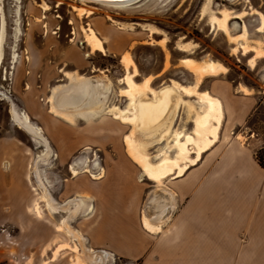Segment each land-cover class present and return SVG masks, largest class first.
Here are the masks:
<instances>
[{
	"label": "rangeland",
	"instance_id": "rangeland-1",
	"mask_svg": "<svg viewBox=\"0 0 264 264\" xmlns=\"http://www.w3.org/2000/svg\"><path fill=\"white\" fill-rule=\"evenodd\" d=\"M43 3L48 5V10L41 8ZM204 5L206 9L202 13ZM247 5L264 15V0H139L129 7L81 0L1 1L5 38L0 91L6 97L0 95V264L32 262L37 252L41 253L39 262L48 263V248L73 241L69 234L57 233V225L68 214L50 212L46 202L40 199L43 193L32 172L36 156L45 146L14 124L12 110L25 113L47 141L51 155L46 163L38 162L36 167L52 200L64 204L80 198L91 204L90 209L83 207L68 218L73 229L79 230L81 215L98 214L99 202L84 190L91 187V180L106 176L104 171L118 164L116 156L125 149L123 136L131 127L108 113L96 118H77L74 123L49 113L47 100L52 89L68 83L64 72L75 71L92 78L106 75L109 92L98 95V100L105 96L106 105L125 107L127 100L118 91L123 87L121 79L125 73L119 60L121 53L131 55L139 72L137 80L156 77L154 88L168 79L191 80V74L180 62L183 58L217 61L227 69L223 80L262 91L258 93L261 103L248 124L261 136L264 148L261 124L264 60L255 63V68L249 66L251 54H232L233 45L225 33L213 32L209 24L212 12L218 15V11L227 9L237 15L247 10ZM74 7L89 9L91 15L79 16ZM256 16H233L229 22L231 34L239 33L244 25L250 43L263 40L257 32L259 17L257 21ZM93 24L99 27V32ZM87 26L103 40L105 53H90L82 35V28ZM150 28L156 31L151 33ZM181 45L191 47L183 51ZM13 53L15 61L11 58ZM187 109L191 114L192 106ZM161 148L162 142L148 146L146 152L152 161L159 158ZM71 165L78 171H71ZM35 205L40 208V217L34 213ZM112 261L104 264H131L123 259Z\"/></svg>",
	"mask_w": 264,
	"mask_h": 264
},
{
	"label": "crops",
	"instance_id": "crops-1",
	"mask_svg": "<svg viewBox=\"0 0 264 264\" xmlns=\"http://www.w3.org/2000/svg\"><path fill=\"white\" fill-rule=\"evenodd\" d=\"M93 25L99 32V27ZM258 25L259 21L257 28ZM257 32L263 40L250 43L247 38L249 46L264 42V33ZM262 60L264 57L256 65ZM188 73L189 81L168 79L159 87L169 85L171 80L193 87L196 78L191 71ZM225 73L203 77L196 88L216 97L223 112L216 142L202 152L196 165H190L181 176L175 175V170L159 185L146 176L140 179V166L125 149L119 152L118 164L106 169L103 178L91 180V187L84 190L99 202V208L94 217L80 216L79 230L72 228L79 233L80 241L69 236L73 241L64 242L69 247L60 249L55 257L53 252L59 243L48 248L50 261L44 264H74L76 258L89 264L117 259L131 264H264V170L255 158L263 139L248 124L261 103L258 93L262 91L223 80ZM137 76L136 82L145 78L137 80ZM155 79L150 84L152 88ZM178 95L183 103L173 117L172 131L175 128L190 133L193 113L187 106L197 109V97L183 92ZM261 124L264 128V110ZM165 140L160 151L168 141ZM190 154V158L195 157ZM142 215L159 230L145 228ZM74 245L77 251L70 248ZM40 254L37 252L35 260L22 264H41Z\"/></svg>",
	"mask_w": 264,
	"mask_h": 264
},
{
	"label": "bare ground",
	"instance_id": "bare-ground-1",
	"mask_svg": "<svg viewBox=\"0 0 264 264\" xmlns=\"http://www.w3.org/2000/svg\"><path fill=\"white\" fill-rule=\"evenodd\" d=\"M1 1L2 0H0V65L3 60L2 45L5 38V21L1 10ZM81 1L109 7H129L139 0ZM40 6L44 9V11L48 10L47 4L43 3ZM74 9L77 11L79 16L89 17L91 15V10L84 7H74ZM205 9L206 6L204 5L202 7V13H204ZM246 9L247 10H244L237 15H233V12L227 9L218 11V15L212 12V14L209 15V24L213 32L221 31L225 33L229 43L233 45L231 48L232 54L241 52L245 55L252 52L253 55L249 58L248 64L249 66L254 67L256 61L261 57H264V42L259 43L256 47L249 46L247 44L248 40L246 27L243 25L240 27L239 33L231 34L229 25L233 16L243 17L248 14H253L259 17L258 31L264 33V15L253 8H249L248 5ZM149 31L154 33L156 30L154 31V29L150 28ZM82 35L90 53H105L103 40L97 36L95 31L90 26L82 28ZM179 47L183 51H188L191 46L181 45ZM15 56L16 55L14 53L11 56L13 61H15ZM119 60L125 69V73L121 79L123 87H121L118 91L119 94L127 100L125 107H119L116 104L106 105L104 102L105 96L101 100H98V95H104L109 92L108 85L110 81L106 75H103L100 78H92L83 76L73 71L64 72V76L68 80V83L65 86H57L52 89V92L47 100L49 113L59 117L63 121L74 123L77 118H96L104 112L121 121L123 124L130 125V130L123 136L125 151L135 161V163L140 166L142 170L140 177L146 176L147 179L155 181V183L160 185L162 180L175 170V175H180L183 174L190 165L194 163L196 165L197 160L201 158L202 152L207 150L214 142H216L223 119L222 105L216 97L212 96L207 91L198 92L196 88L203 77L207 75L217 76L220 73H225L227 69L217 61H196L190 58H184L182 60V64L186 69L191 71L196 78L195 84L192 85L193 87H185L172 80L169 85L162 86L155 90L150 85L153 80L152 76L144 78L141 82H136L134 80V77L139 75V72L129 52L122 53ZM241 89L245 93L247 92L245 88L241 87ZM180 92H183V94L196 95L197 102L199 104L197 109L192 107L193 129L190 133H186L184 130H176L175 128L172 131L173 117L182 103V100L178 95ZM95 94H97V96H95ZM0 95L6 97L5 93L2 91H0ZM12 120L15 125L20 127V129L26 131L34 138L40 139V141L44 144L45 150L36 156L35 164L32 167L36 185L43 193V196H40V199L42 202H46L50 212H67L68 217L60 220L57 225V230L62 233L69 234L70 237H73L74 239L76 238L80 241L81 237L79 233L72 229L68 222V218L78 214L80 209L83 207L90 209L91 204L88 203L87 200H82L80 198H75L74 200L72 199V201L69 200V202L64 204H56L52 200L48 194L46 182L38 173V169L36 167V163H46L51 155L47 141L41 136V129L35 124L30 123L29 118L22 111H17L15 109L12 110ZM168 135L169 140L166 139V136ZM165 139L168 141L165 142L166 145H164L161 155L156 161H152L146 152L148 146L155 143L159 144ZM171 149L174 150V154L172 156L168 154ZM190 153H194L195 157L190 158ZM84 167L86 168V165H84ZM70 170L78 171L73 165L70 166ZM154 200L157 202L159 200V196H157ZM34 212L37 216H41L38 205H35ZM154 213L155 212H153V214ZM151 223L152 222H150V224ZM142 224L149 230H159L158 226L156 228L151 227L144 215H142ZM63 247L67 248L69 245L67 243L57 244L53 252V257H55L56 254L59 253L58 251ZM70 248L74 251L78 250L76 245ZM90 259H92V257H90ZM97 261H100V257L97 258ZM74 264L88 263L81 262L78 258H76Z\"/></svg>",
	"mask_w": 264,
	"mask_h": 264
},
{
	"label": "trees",
	"instance_id": "trees-1",
	"mask_svg": "<svg viewBox=\"0 0 264 264\" xmlns=\"http://www.w3.org/2000/svg\"><path fill=\"white\" fill-rule=\"evenodd\" d=\"M255 158L259 166L264 170V148H261L256 152Z\"/></svg>",
	"mask_w": 264,
	"mask_h": 264
},
{
	"label": "flooded vegetation",
	"instance_id": "flooded-vegetation-1",
	"mask_svg": "<svg viewBox=\"0 0 264 264\" xmlns=\"http://www.w3.org/2000/svg\"><path fill=\"white\" fill-rule=\"evenodd\" d=\"M11 56H12V54H11ZM18 56V55H17ZM12 58V57H11ZM35 213V212H34Z\"/></svg>",
	"mask_w": 264,
	"mask_h": 264
},
{
	"label": "built area",
	"instance_id": "built-area-1",
	"mask_svg": "<svg viewBox=\"0 0 264 264\" xmlns=\"http://www.w3.org/2000/svg\"><path fill=\"white\" fill-rule=\"evenodd\" d=\"M264 143V142H263Z\"/></svg>",
	"mask_w": 264,
	"mask_h": 264
}]
</instances>
